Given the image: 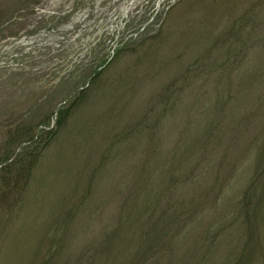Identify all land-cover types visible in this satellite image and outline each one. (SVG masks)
Returning a JSON list of instances; mask_svg holds the SVG:
<instances>
[{
    "label": "rangeland",
    "instance_id": "rangeland-1",
    "mask_svg": "<svg viewBox=\"0 0 264 264\" xmlns=\"http://www.w3.org/2000/svg\"><path fill=\"white\" fill-rule=\"evenodd\" d=\"M91 1L0 0V48L67 29ZM111 24H92L35 61L0 64V264H105L95 248L123 227L126 197H142L125 184L137 179L145 154H169L187 117L202 132L214 114L203 111L206 54L235 40L251 55L259 40L264 52V0H139ZM20 69L51 79L22 82ZM192 141L180 148L197 147ZM262 155L238 162L225 188L205 183L184 258L173 264H264ZM197 238L204 244L196 258Z\"/></svg>",
    "mask_w": 264,
    "mask_h": 264
},
{
    "label": "trees",
    "instance_id": "trees-1",
    "mask_svg": "<svg viewBox=\"0 0 264 264\" xmlns=\"http://www.w3.org/2000/svg\"><path fill=\"white\" fill-rule=\"evenodd\" d=\"M253 42L248 50L258 48L252 55L244 52L240 40L227 41L222 51L206 54L202 87L207 86L205 95L210 97L203 111L206 116L210 111L214 114L200 123L202 132H196L197 121L187 117V133L185 127L177 136V151L162 154L155 149L145 154L137 179L125 184L126 192L137 190L142 197L137 201L126 197L123 227L105 235V246L95 248V257L106 258L105 264H173L184 258L180 256L182 245L189 242L183 239L197 217L196 199L205 200L201 193L206 190L205 183L222 180L221 188H225L227 180L236 176L237 163L252 161L255 152H262L259 161L264 163V52L259 40ZM172 98L169 93L168 104ZM178 108L176 101L173 109ZM195 139L197 147L187 152L180 148L183 141L195 144ZM153 160L154 165L147 168ZM29 176L30 169L23 178ZM194 242L197 258L200 253L196 250L204 243L199 238Z\"/></svg>",
    "mask_w": 264,
    "mask_h": 264
},
{
    "label": "bare ground",
    "instance_id": "bare-ground-1",
    "mask_svg": "<svg viewBox=\"0 0 264 264\" xmlns=\"http://www.w3.org/2000/svg\"><path fill=\"white\" fill-rule=\"evenodd\" d=\"M88 11H84L80 13L77 17H75L74 21L71 23L67 31L71 34L70 36L79 35L82 30L86 28H90L93 23L101 22L104 20L97 19L96 14L92 12L90 4L87 7Z\"/></svg>",
    "mask_w": 264,
    "mask_h": 264
},
{
    "label": "water",
    "instance_id": "water-1",
    "mask_svg": "<svg viewBox=\"0 0 264 264\" xmlns=\"http://www.w3.org/2000/svg\"><path fill=\"white\" fill-rule=\"evenodd\" d=\"M46 48H49V47H43L41 45V47H36L35 49L42 50V49H46ZM32 50H34V48ZM7 53H8V49L7 48L0 49V63L5 61V60H7V59H9V58H11L13 56V55H11V56L7 55L6 57H2V55L7 54ZM25 53H26V51H23L19 55H22V54H25Z\"/></svg>",
    "mask_w": 264,
    "mask_h": 264
}]
</instances>
